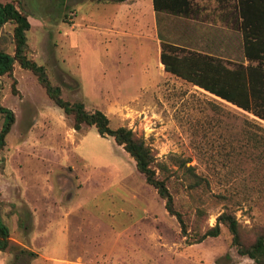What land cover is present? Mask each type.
Returning <instances> with one entry per match:
<instances>
[{
    "label": "rangeland",
    "instance_id": "obj_1",
    "mask_svg": "<svg viewBox=\"0 0 264 264\" xmlns=\"http://www.w3.org/2000/svg\"><path fill=\"white\" fill-rule=\"evenodd\" d=\"M20 6L29 14L27 58L64 100L101 111L151 148L187 235L122 147L94 127L75 131L16 63L0 77V105L14 114L0 150V213L10 236L0 264H252L225 227L198 240L223 212L236 218L245 244L264 234V121L166 73L157 38L232 69L247 65L237 23L220 21L213 5L201 21L168 16L157 24L146 0ZM12 30H0V48L11 55ZM222 80L230 86L231 74ZM3 120L0 113V129Z\"/></svg>",
    "mask_w": 264,
    "mask_h": 264
},
{
    "label": "trees",
    "instance_id": "obj_2",
    "mask_svg": "<svg viewBox=\"0 0 264 264\" xmlns=\"http://www.w3.org/2000/svg\"><path fill=\"white\" fill-rule=\"evenodd\" d=\"M21 1L0 0V30L7 23L13 24L14 45L13 55L0 48V77L11 75L17 63L21 69L31 72L36 77L48 99L71 119L75 131L81 130L82 126L94 127L100 137L112 138L134 161L138 173L164 201L165 211L176 218L181 233L186 236L185 222L182 214L175 210L173 196L169 192L166 180L156 175L151 148L141 139L136 138L130 129L112 128L109 119L101 111H87L82 102L64 100L60 88L50 83L45 68L27 58L26 32L30 28V23L29 14L21 9ZM107 1L120 4L126 0ZM172 2L169 4L168 0H153V6L155 11L178 13L182 8L173 0ZM237 10V26L242 35L243 56L247 65L239 64L228 69L219 57L185 50L160 38L159 59L166 73L197 85L264 121V0H238ZM226 74L232 76L230 86L222 80ZM0 113L4 115L0 129V150H2L5 146V138L14 123V114L2 105H0ZM222 227L230 233L231 245L239 256L248 258L252 264H264V234L257 235L251 243L245 244L241 239L239 224L230 213H221L216 218L214 226L199 235L198 241L218 237ZM9 237V228L0 213V252L10 247Z\"/></svg>",
    "mask_w": 264,
    "mask_h": 264
},
{
    "label": "crops",
    "instance_id": "obj_3",
    "mask_svg": "<svg viewBox=\"0 0 264 264\" xmlns=\"http://www.w3.org/2000/svg\"><path fill=\"white\" fill-rule=\"evenodd\" d=\"M173 1L175 4H177V6L182 8L178 13H174L173 11H155L153 6V0H146V7H147L146 10L148 11V14L151 15L152 20L155 24H157L159 21L161 22L163 17H168V16L179 17L187 21H194V22L201 21L203 20L201 17H205L207 16V14L211 13V10H209L208 7L206 8V6H210V5L211 6L213 5L214 8L217 7L220 9V10H216L220 21L229 22L231 24L234 20V22L237 23L238 0H173ZM168 3L171 4L173 2L172 0H168ZM139 5L140 2L139 1L136 2V6L139 7ZM230 28L232 27L230 26ZM158 33H157L158 40L160 38L165 42H168L166 41V39H164L162 34L160 35V33L159 34Z\"/></svg>",
    "mask_w": 264,
    "mask_h": 264
}]
</instances>
